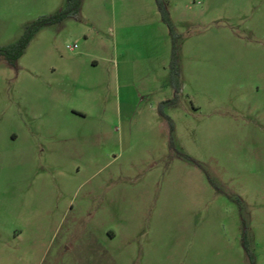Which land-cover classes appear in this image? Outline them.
I'll use <instances>...</instances> for the list:
<instances>
[{
  "label": "rangeland",
  "instance_id": "obj_1",
  "mask_svg": "<svg viewBox=\"0 0 264 264\" xmlns=\"http://www.w3.org/2000/svg\"><path fill=\"white\" fill-rule=\"evenodd\" d=\"M160 1L173 104L154 0L0 58V264H264V0ZM65 3L0 0V47Z\"/></svg>",
  "mask_w": 264,
  "mask_h": 264
},
{
  "label": "trees",
  "instance_id": "obj_2",
  "mask_svg": "<svg viewBox=\"0 0 264 264\" xmlns=\"http://www.w3.org/2000/svg\"><path fill=\"white\" fill-rule=\"evenodd\" d=\"M154 1H155L156 9L160 15V19L167 25L168 34L171 40V50L167 65L170 74V84L174 90V95L172 98L159 102V107H160L163 105L173 104L175 101L176 98L175 93L177 92L179 85V81H178L179 68H178L177 55H176V44H175L176 36L174 35L173 30L169 24L167 12L165 10L163 3L160 0H154ZM79 5H80V0H66L64 7L59 9L56 13L46 17H41L28 24L24 28L19 38L14 43L0 47V58L4 59L9 64H13L16 61V59L21 55L22 50L28 43L32 34L38 28H40L41 26L58 23L66 17L76 16L79 10ZM164 118L168 122L170 128L171 126L170 120L166 116H164Z\"/></svg>",
  "mask_w": 264,
  "mask_h": 264
},
{
  "label": "built area",
  "instance_id": "obj_3",
  "mask_svg": "<svg viewBox=\"0 0 264 264\" xmlns=\"http://www.w3.org/2000/svg\"><path fill=\"white\" fill-rule=\"evenodd\" d=\"M66 47H67L69 50H73V49L76 48V44L73 43L72 45H67Z\"/></svg>",
  "mask_w": 264,
  "mask_h": 264
}]
</instances>
